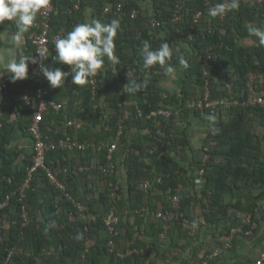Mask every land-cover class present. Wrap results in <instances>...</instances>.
I'll return each mask as SVG.
<instances>
[{"label": "trees", "instance_id": "16d2710c", "mask_svg": "<svg viewBox=\"0 0 264 264\" xmlns=\"http://www.w3.org/2000/svg\"><path fill=\"white\" fill-rule=\"evenodd\" d=\"M53 1L59 11L52 18V36L61 30L64 36L76 24L86 22L84 8L88 5L93 8L92 19L104 23L116 19L114 12H106L105 8L118 1H124L127 8L138 7L142 13L134 19L125 18L115 38L119 63L114 65L106 60L104 73L96 76L95 87L89 80L85 85L52 88L47 79L35 76L31 80L11 81L4 88L5 97L0 103V159L6 162L0 163V202L8 195L10 202L0 208V264H79L82 260L86 264H158L156 257L165 259L166 251L185 249L190 244V230L185 229V224L194 203L202 207L204 219L200 226L221 229L222 224L226 225L221 231L224 250L232 229L241 225L244 230L250 229L251 224L245 223L247 216L256 221L258 212L263 211L264 132H258L256 126H264V107L238 106L220 111L214 114L215 124L210 125L204 116L213 113L195 111L188 106V99L203 96L207 88L214 97L229 95L227 83L233 82L234 88L241 90L250 72L264 70V46L248 32L253 25L264 27V6L246 0L237 10L212 17L208 14L210 6L222 0H187L183 18L174 22L178 0H151L152 12L144 10L145 0ZM201 9L203 20L210 19V26L193 24L194 14ZM154 17L163 22L159 36L148 25ZM144 40L153 48L164 40L172 43L175 50L168 63L176 70V88L179 86L180 92L161 86L162 77L167 75L164 68L144 67ZM54 50L51 43L50 51ZM33 52L31 43L24 55L31 56ZM180 56L188 61L187 69L180 66ZM47 66L71 71L69 65L58 62H47ZM128 73L134 81H147V86L136 93L124 92L130 81ZM41 84L56 100L68 97L67 106L63 103L59 111L51 108L42 122L43 131L51 139L65 136L67 116L85 120L81 129L68 128L67 132L92 144L84 150L52 151L47 155V164L68 177V191L89 208L86 218L80 217L77 205L63 190L50 183L42 168L23 201L15 193L33 163V152L23 158L22 164H14L22 152L7 145L12 143L15 132L28 133L34 103H25L22 96ZM162 107L179 109L181 118L153 113ZM127 110L131 113L126 118ZM14 114L17 117L13 118ZM193 117L208 126L199 147L193 145L194 135L189 131ZM119 123L124 124V132L112 159L116 168L106 172L101 168L108 162L104 141L114 137ZM107 125L114 130L107 131ZM199 148L205 153L198 155ZM8 156L11 158L7 159ZM82 165L92 166L90 172L77 171ZM65 167L69 169L65 171ZM202 168L204 183L197 190L196 180ZM96 179L103 180L104 187ZM146 180L151 182L148 188L142 185ZM81 192L92 194L82 197ZM175 195L181 196L178 206L171 200ZM23 205L30 216L27 224L22 217ZM168 209L183 214L170 220L155 217L157 211ZM110 213L119 218L115 234L109 232L105 223ZM184 238L186 241L181 244ZM168 240L166 249L164 244ZM231 243L236 245L235 237ZM9 248L16 252L7 261ZM130 250L133 251L129 253ZM215 250H208L197 264H224L220 257L223 250L207 258ZM252 262L250 259L234 264Z\"/></svg>", "mask_w": 264, "mask_h": 264}, {"label": "built area", "instance_id": "2783aa9c", "mask_svg": "<svg viewBox=\"0 0 264 264\" xmlns=\"http://www.w3.org/2000/svg\"><path fill=\"white\" fill-rule=\"evenodd\" d=\"M187 0H178L177 6L174 12L173 21L179 22L183 18V9L184 5L186 4ZM246 0H239V6L244 3ZM256 3H258L261 6H264V0H254ZM210 6V8H212ZM209 8V9H210ZM59 11L58 6L54 3L53 0H49L48 6L43 9L40 12V17L38 20L35 21V29L33 30L31 34V42L34 45V52L33 57L37 59V63L30 62L29 67L34 69L37 77L41 79H46L43 73L40 71V63H44L47 66L48 59L41 61L40 56L38 52H47L50 53V46L51 43H55V40L58 38H61L63 35V30L59 31L57 34L52 36V18L53 15L57 14ZM106 12H114L116 19L120 21V25H122L125 22L126 17H130L132 19L137 18L142 13V10L138 7H130L127 8L124 1H118L114 4H109L105 8ZM204 10H198L194 14L193 18V24L195 25H211L210 19L203 20ZM148 25L156 31V35L159 36L163 22L158 18H152L148 21ZM158 72V71H157ZM90 82L95 87L96 85V76L92 77L90 79ZM0 83L5 88L8 85V78L4 72L0 70ZM226 88L230 91L229 95L225 96H213L212 91L207 88L203 94V96L199 98H191L188 99V106L195 111L199 113H205L207 111H210L213 114H218L220 111H228L229 109H232L233 107L238 106H245V107H254V106H261L264 107V70L261 71H252L248 74L247 81L242 87L241 90H236L234 88V83L229 82L226 85ZM166 96V94H164ZM22 100L27 104L34 103V112L32 116V121L29 126V132L33 139V145H32V152H33V163L28 167L27 169V175L26 178L21 186H19V189L15 192L19 195V199L21 201L24 200L26 197V190L31 187L32 181L35 178V175L39 169H44L46 172V175L50 181L51 184L56 186L57 188L63 190L65 192V195L67 198L71 199L75 204L77 205L80 215L83 217L87 216V213L89 211V208L86 204L82 203V201L76 199L72 193L68 191V177L66 175L61 176L60 172L57 170H54L52 167H50L47 164V155L56 150H84L88 148L92 141L86 139V140H80L77 137H72L68 134V128H72L75 131H78L82 128V126L85 123V120L82 118H79L77 116L69 117L67 116L65 119V136L63 138H60L58 140H53L50 138L48 134H45L42 127V122L45 120V116L47 112L51 108H54L56 111H59L63 108L64 104L62 102L57 101L56 99L52 98L50 95V91L48 88L44 87L43 84L39 85L35 91L29 90L27 91L23 96ZM34 100V102H33ZM131 112L126 111V118L129 116ZM155 114H161L165 117H171L175 116L176 120H179L181 118V112L179 109L173 108H166L162 107L157 111H154ZM107 131H113L114 128L110 125L106 126ZM124 132V124L119 123L117 130L115 131V135L112 139H108L104 141V146L107 150V165H102V170L106 172H113L116 168L113 157L115 152L117 151L121 140L122 135ZM92 166L88 165H82L79 166L77 171L79 172H87L88 170H91ZM69 167H65L64 170L67 171ZM205 169L202 168L200 170L199 176L197 178V184L199 186H202L204 183V171ZM143 187L148 188L151 185L150 180H146L143 182ZM181 196L175 195L171 197L172 203L175 206H178L180 202ZM10 202V195L6 197L5 200L0 202V208L6 206ZM22 217L24 220V224L29 223L30 216L29 212L27 210L26 205L22 206ZM183 213L181 211H177L174 209H168L167 211L159 210L157 211L155 217L156 218H162L164 220H170L179 217ZM91 218L93 220L96 219L95 215H91ZM119 221L118 216H116L114 213H110L105 220L106 227L108 228L109 232L112 234L116 233V227L115 224H117ZM1 229V228H0ZM89 230V227L86 226V231ZM85 238L87 240H90V238L87 237V233L84 234ZM162 238L166 237V232H163L161 234ZM226 242V247L228 245H231V239ZM110 243H113V240L110 241ZM222 248H219L215 250L213 253H210L207 255V258H213L215 255L222 252ZM133 251V250H132ZM131 250L129 253L132 252ZM15 252V248L8 249V254L6 257V260L9 261L13 254ZM122 256L125 254L122 253ZM206 263V261H205ZM79 264H86L84 260H82ZM254 264H264V258L257 259Z\"/></svg>", "mask_w": 264, "mask_h": 264}, {"label": "clouds", "instance_id": "9594fccd", "mask_svg": "<svg viewBox=\"0 0 264 264\" xmlns=\"http://www.w3.org/2000/svg\"><path fill=\"white\" fill-rule=\"evenodd\" d=\"M48 4L49 0H0V24L5 21H12L15 24L12 39L18 52L6 62L0 56V66H3L6 73L13 74L11 76L13 82L28 77L29 61L32 63L38 62L33 55L23 54L25 34L34 24L37 15ZM238 8L239 0H222V2L210 8L208 14L212 17L223 16L227 12ZM120 28L121 25L118 19H112L110 23L92 19L89 22L76 24L66 35L55 40L56 55L52 56V59L60 64L69 65L71 71H62L61 68L46 66L41 62L40 71L49 81L50 86L52 88H62L69 76H71L72 84L85 85L92 77L104 73L102 69L106 60L114 65L118 64L119 57L115 54V38ZM248 32L257 38L261 46H264V27L253 25L248 27ZM174 50L172 43L170 44L167 40L160 43L157 48H153L148 40H144L141 48L144 67L159 65L164 68L167 75L173 76L174 66L168 62L172 60ZM38 53L41 61L48 59L50 55L47 52ZM179 64L184 69L189 66L188 61L183 56L179 57ZM128 76L130 77L129 73ZM146 86L147 81L138 82L130 77L129 83L124 86V92L136 93L142 91ZM204 119L209 121L210 125H214L217 117L214 114H205ZM213 131H215L214 128ZM87 172H90V170ZM80 217L86 218L87 216L80 215Z\"/></svg>", "mask_w": 264, "mask_h": 264}, {"label": "crops", "instance_id": "0c3cea01", "mask_svg": "<svg viewBox=\"0 0 264 264\" xmlns=\"http://www.w3.org/2000/svg\"><path fill=\"white\" fill-rule=\"evenodd\" d=\"M142 2H143L144 10L152 12L153 9H152L151 0H145V2L144 1ZM92 9L93 8L91 5H88L84 8V18L86 22H89L92 20ZM39 16H40V13L37 15V18ZM34 29H35V22L31 26L30 30L25 34L23 54L27 53V50L31 46V43H32L31 34ZM14 31H15V24L12 21H5L3 24H0V56L4 58L5 62L12 55L17 54L18 52L16 45L13 43V39H12V33ZM55 55H56L55 50L54 52L50 51V55L48 57V63L55 62L52 59V56H55ZM0 70L6 74L8 78V82H11L12 81L11 76L13 74L6 73V70L3 68V66H0ZM61 70L63 71L62 68ZM102 71L104 72V69ZM175 74H176V70L173 76H169L166 79L163 77L161 81V86L170 91H177L176 81H178L179 79L177 78ZM35 76H37L35 70L29 67L28 77L26 79H22V81H26L29 79L31 80V78ZM69 77L70 79L65 81L64 85L66 86L72 84L71 76ZM170 77L172 78V80ZM167 84L169 86H167ZM4 97H5L4 87L0 83V103H2ZM57 101L62 102L65 104V106H67L68 97H66V95L61 96L60 98H58ZM28 115H30V113ZM15 117H17V115L14 114L13 118ZM192 119H194V117ZM52 123H53V120H52ZM191 135H194L193 139L196 138L195 134L192 133ZM199 138L201 140L202 138L204 139V135H200ZM32 145H33V139L29 131L28 133H24L23 131L19 130L14 133L12 143L8 144L7 146H9L10 148L12 147L15 150V152H22L21 156L14 161V164H22L23 158L29 154H32ZM9 158H11V156L7 157V159ZM5 160L0 159V163L6 162ZM196 188L197 190H200V186L198 184ZM82 195L85 196V193L81 192L80 196ZM243 199L245 198L243 197ZM159 205L161 207V201H159ZM262 209L263 211L258 212L256 221H251V215L247 216L245 223L251 224L250 229L244 230L242 225L236 226L232 229L231 231L232 233L231 235L233 236L232 239L235 237L237 240V243L236 245H233V243H231L230 246L228 245V247H231L230 249L226 246L224 247V250L220 255V257H222L224 264L244 263L250 259L253 260L251 264H254L255 259L257 260L260 258H264V202H262ZM232 213L233 215H235V212H232ZM202 214L203 212H202L201 205H199L198 203L197 204L194 203L192 206L190 217L187 219V222H186L187 224H185L187 225L185 226V229L187 228L190 230L188 232L189 234L187 235L188 236L187 238L190 241V244L185 249L184 248H180V249L173 248L170 251H168L169 261L174 258L173 263L170 262L171 264H195L199 262L198 258L208 253V242L212 238L213 239L211 241L215 242L214 245L217 244L213 250L221 248V242L223 241V236H222L221 231L225 230L226 225L222 224L221 229L200 226L199 222L203 221L204 219ZM185 241H186V238H184V240H181L180 243L183 244ZM226 242H225V245H226ZM156 260L158 264H163V260L165 259L162 256H160V257H156Z\"/></svg>", "mask_w": 264, "mask_h": 264}, {"label": "rangeland", "instance_id": "374dc122", "mask_svg": "<svg viewBox=\"0 0 264 264\" xmlns=\"http://www.w3.org/2000/svg\"><path fill=\"white\" fill-rule=\"evenodd\" d=\"M167 77H169V75H166L164 78L166 79ZM171 78V77H170ZM162 79H163V77H162ZM171 80H172V78H171ZM178 83V81H176V84ZM178 85V84H177ZM164 86V85H163ZM167 86H169L168 84H167ZM165 87V86H164ZM165 90H167L166 88H164ZM177 91L178 92H180V89H179V86H178V88H177ZM192 125L190 126V130L189 131H191L190 133H193V134H195V137L196 138H194L193 139V145H195L196 147H199V144L201 145V139L199 138L200 137V135H204L205 134V132L208 130V126H207V124H206V122H204V121H201V120H198L197 118H194V119H192ZM256 130L258 131V132H260V133H263L264 132V126H259V125H257L256 126ZM199 150V151H198ZM197 151H198V155H202L203 153H205L201 148H199ZM208 157V155H205V158H207ZM123 170H122V172H121V176H122V179H123ZM97 180V179H96ZM124 180V179H123ZM103 180H97V182H98V185H99V183L100 184H102L101 182H102ZM100 187H104V184H102V185H100ZM91 194L92 193H85V196H87V195H89V196H91ZM83 196V195H82ZM160 206V205H159ZM199 209V208H198ZM187 224V223H186ZM185 226H187V225H185ZM167 239V238H166ZM213 239V238H212ZM211 239V240H212ZM181 240H184V239H181ZM209 241L208 242V250H213L214 248H215V246L217 245H214V241ZM168 246H169V240L167 241V242H165V244H164V247L167 249L168 248ZM166 253L168 254V256H167V258H165V260H163V264H171V263H173V259L172 260H170L169 261V252L168 251H166ZM171 262V263H170ZM195 264H197V263H195Z\"/></svg>", "mask_w": 264, "mask_h": 264}]
</instances>
